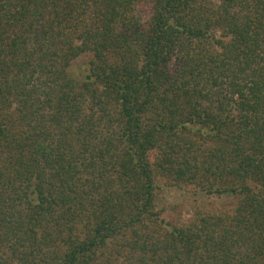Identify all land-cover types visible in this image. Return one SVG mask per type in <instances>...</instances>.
I'll list each match as a JSON object with an SVG mask.
<instances>
[{"label":"trees","instance_id":"obj_1","mask_svg":"<svg viewBox=\"0 0 264 264\" xmlns=\"http://www.w3.org/2000/svg\"><path fill=\"white\" fill-rule=\"evenodd\" d=\"M0 264H264V0H0Z\"/></svg>","mask_w":264,"mask_h":264},{"label":"rangeland","instance_id":"obj_2","mask_svg":"<svg viewBox=\"0 0 264 264\" xmlns=\"http://www.w3.org/2000/svg\"><path fill=\"white\" fill-rule=\"evenodd\" d=\"M91 53L86 52L74 59L69 67V72L76 78L85 73V67L91 59ZM161 186V193L158 197V204L163 208V216L173 221L179 217L187 218L194 210L197 204L205 202V197L199 195L189 194L183 189L177 187ZM226 203L222 199L216 201V205Z\"/></svg>","mask_w":264,"mask_h":264}]
</instances>
